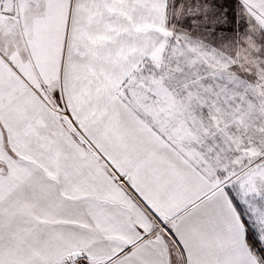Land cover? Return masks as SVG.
Wrapping results in <instances>:
<instances>
[{
    "label": "snow or ice",
    "instance_id": "6c2138e0",
    "mask_svg": "<svg viewBox=\"0 0 264 264\" xmlns=\"http://www.w3.org/2000/svg\"><path fill=\"white\" fill-rule=\"evenodd\" d=\"M0 264H264V0H0Z\"/></svg>",
    "mask_w": 264,
    "mask_h": 264
}]
</instances>
